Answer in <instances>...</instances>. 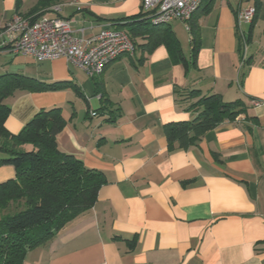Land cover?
<instances>
[{
  "label": "crops",
  "instance_id": "0c3cea01",
  "mask_svg": "<svg viewBox=\"0 0 264 264\" xmlns=\"http://www.w3.org/2000/svg\"><path fill=\"white\" fill-rule=\"evenodd\" d=\"M57 4L61 11L50 10ZM239 5H201L197 49L183 22L175 20L188 32L184 43L170 23L186 61H173L164 44L150 53L137 47L90 76L63 58L39 62L0 49V74L70 82L9 97L7 129L17 133L41 109L62 106L60 148L108 179L94 207L29 251L24 264H264V0L242 3L257 14L241 27ZM14 13L61 16L85 38L149 19L143 0H0V28ZM240 29L249 42L244 63ZM191 89L242 98L257 119L226 121L198 146L170 151L164 126L196 116L190 105L197 98L185 100ZM14 176L11 166L0 167V182Z\"/></svg>",
  "mask_w": 264,
  "mask_h": 264
},
{
  "label": "trees",
  "instance_id": "16d2710c",
  "mask_svg": "<svg viewBox=\"0 0 264 264\" xmlns=\"http://www.w3.org/2000/svg\"><path fill=\"white\" fill-rule=\"evenodd\" d=\"M210 9L206 7L203 13ZM189 24L197 49L200 25L195 15ZM169 25L154 26L145 18L129 22L124 30L136 48L150 53L164 44L173 61H186L180 40ZM139 36L146 41L137 43ZM68 85L69 81L46 83L21 73L0 74V167L15 170L14 177L0 182V264H24L29 251L48 243L68 222L93 208L101 187L108 182L104 172L88 168L60 148L57 137L66 125L62 106L41 109L17 133L5 126L11 112L9 97L23 91H57ZM190 97L197 98L190 105L196 116L164 126L170 151L198 146L208 131L226 121L257 119L249 114L250 106L242 98L225 101L220 94L204 95L199 89H191L185 100Z\"/></svg>",
  "mask_w": 264,
  "mask_h": 264
},
{
  "label": "built area",
  "instance_id": "2783aa9c",
  "mask_svg": "<svg viewBox=\"0 0 264 264\" xmlns=\"http://www.w3.org/2000/svg\"><path fill=\"white\" fill-rule=\"evenodd\" d=\"M207 0H143L144 11L154 26H164L175 20L184 23L190 31V20ZM247 0H240L237 12L238 24H251L257 14V7L242 6ZM62 4L53 5L50 10L59 12ZM242 40L244 63L247 59L249 42L247 35L239 30ZM8 48L14 54H25L39 62L66 59L71 65L85 70L90 76L103 74L107 64L122 54H133L135 44L127 31L104 27L100 33L85 38L75 33L71 20L61 16L41 15L37 18L14 13L8 23L0 28V49ZM253 106L259 104L253 99Z\"/></svg>",
  "mask_w": 264,
  "mask_h": 264
},
{
  "label": "rangeland",
  "instance_id": "374dc122",
  "mask_svg": "<svg viewBox=\"0 0 264 264\" xmlns=\"http://www.w3.org/2000/svg\"><path fill=\"white\" fill-rule=\"evenodd\" d=\"M173 24H174V27L175 28L181 29V32L182 33L180 35V38H181V40H182L183 43L186 42L187 39H188V32L185 30V28H182V26L180 25V23L174 21ZM0 216H1V212H0Z\"/></svg>",
  "mask_w": 264,
  "mask_h": 264
}]
</instances>
